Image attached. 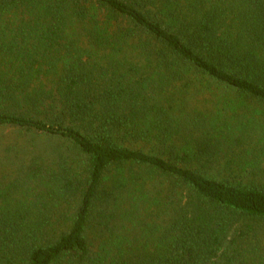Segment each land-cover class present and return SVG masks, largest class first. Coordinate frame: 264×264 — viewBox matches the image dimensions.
I'll return each instance as SVG.
<instances>
[{"label": "trees", "instance_id": "obj_1", "mask_svg": "<svg viewBox=\"0 0 264 264\" xmlns=\"http://www.w3.org/2000/svg\"><path fill=\"white\" fill-rule=\"evenodd\" d=\"M0 264H264V0H0Z\"/></svg>", "mask_w": 264, "mask_h": 264}, {"label": "rangeland", "instance_id": "obj_2", "mask_svg": "<svg viewBox=\"0 0 264 264\" xmlns=\"http://www.w3.org/2000/svg\"><path fill=\"white\" fill-rule=\"evenodd\" d=\"M115 170H112V171H108V174H107V176H108V178L110 179V178H112V176H113V172H114Z\"/></svg>", "mask_w": 264, "mask_h": 264}]
</instances>
